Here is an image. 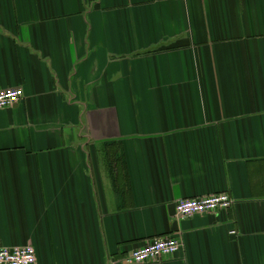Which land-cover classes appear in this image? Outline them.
I'll return each instance as SVG.
<instances>
[{
	"label": "crops",
	"instance_id": "1",
	"mask_svg": "<svg viewBox=\"0 0 264 264\" xmlns=\"http://www.w3.org/2000/svg\"><path fill=\"white\" fill-rule=\"evenodd\" d=\"M0 241L36 264H264V0H0ZM227 193L217 213L175 215Z\"/></svg>",
	"mask_w": 264,
	"mask_h": 264
},
{
	"label": "built area",
	"instance_id": "2",
	"mask_svg": "<svg viewBox=\"0 0 264 264\" xmlns=\"http://www.w3.org/2000/svg\"><path fill=\"white\" fill-rule=\"evenodd\" d=\"M24 97L21 88L0 90V109L12 107ZM233 204L227 193H213L201 197L182 199L175 203V215L179 219L194 214L217 213L227 210ZM180 241L170 235L160 236L147 241L131 250L126 256L128 264H147L167 259L180 251ZM36 252L33 246L8 247L0 241V264H36Z\"/></svg>",
	"mask_w": 264,
	"mask_h": 264
}]
</instances>
